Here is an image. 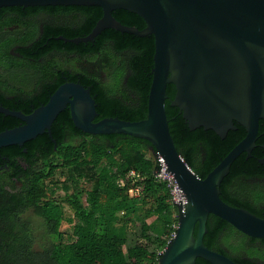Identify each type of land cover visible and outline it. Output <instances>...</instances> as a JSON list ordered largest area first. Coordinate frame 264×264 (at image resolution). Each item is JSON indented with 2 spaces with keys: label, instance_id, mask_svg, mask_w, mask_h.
<instances>
[{
  "label": "trees",
  "instance_id": "1",
  "mask_svg": "<svg viewBox=\"0 0 264 264\" xmlns=\"http://www.w3.org/2000/svg\"><path fill=\"white\" fill-rule=\"evenodd\" d=\"M75 12L83 14L82 18L42 24L36 18L41 13ZM112 15L124 25L145 26L139 15L127 10H113ZM101 16L99 6L0 8V104L27 114L45 103L60 84L74 81L90 89L98 114L95 121L109 116L129 121L145 118L153 66L152 35L135 36L106 28L93 41L73 43L58 38L87 35ZM58 54L65 58L59 60L55 57ZM74 60L88 62L92 69L77 67ZM174 94V85L167 84L165 111L171 137L190 168L204 178L244 137L245 129L235 123L236 129L224 138L203 127L191 130L179 109L170 103ZM263 121H259L251 156L240 154L221 182L224 201L226 184L264 177V164L258 161L264 154ZM21 123L0 113V131ZM150 146L147 140L125 134L84 133L73 125L65 109L52 123L51 136L43 133L22 146L1 147L0 180L28 183L24 185L26 198L43 190L44 181L62 182L64 189L72 190L67 197L78 219L67 236H38L49 241L38 250L31 248L34 237L12 238L7 250L0 251V263L158 264L160 252L175 232L177 210L167 182L156 178L157 152ZM130 170L140 177L129 176ZM81 182L89 183V189ZM133 189L134 195L130 192ZM83 195L87 203L82 202ZM249 209L264 218V214ZM55 216L56 211H52ZM150 217L154 219L148 222ZM52 224L60 221L54 219ZM206 226L203 243L208 248L229 256L222 245L240 234L237 243L229 245L238 251L230 258L240 264H264V247L256 244H264V238L250 237L213 214H209ZM243 253L248 257H242ZM194 264L211 263L198 257Z\"/></svg>",
  "mask_w": 264,
  "mask_h": 264
},
{
  "label": "water",
  "instance_id": "2",
  "mask_svg": "<svg viewBox=\"0 0 264 264\" xmlns=\"http://www.w3.org/2000/svg\"><path fill=\"white\" fill-rule=\"evenodd\" d=\"M71 5L99 6L102 16L85 36L58 37L66 42L93 41L106 28L154 37L147 114L137 121L114 116L95 121L98 114L90 89L65 81L27 114L0 104V113L22 122L0 131V148L22 146L43 133L51 136L52 123L65 109L84 133L147 140L184 197V202H174L175 234L160 252L158 264H194L198 257L211 264H240L208 248L203 237L213 214L250 237L264 238L263 217L220 197L223 178L240 154L251 156L259 121L264 120V0H0V8ZM118 9L139 15L145 26L122 24L112 15ZM169 83L175 87L170 103L191 130L203 127L224 138L236 129L235 123L245 129L244 137L204 178L190 168L171 137L165 111ZM258 161L264 164V154Z\"/></svg>",
  "mask_w": 264,
  "mask_h": 264
},
{
  "label": "flooded vegetation",
  "instance_id": "3",
  "mask_svg": "<svg viewBox=\"0 0 264 264\" xmlns=\"http://www.w3.org/2000/svg\"><path fill=\"white\" fill-rule=\"evenodd\" d=\"M82 16L83 14L79 12L69 15L41 13L36 18L42 24L44 21H71L82 18ZM237 182L239 184H226L223 192L225 202L233 206L244 207L254 214L255 212L249 208L264 214V177H249ZM83 183L85 182H81L82 185ZM27 184L22 180H0V251L7 250L6 246L12 242V238L20 236L34 237L31 248L38 250L40 244L35 237L67 236L65 228L69 226L73 228L78 219L67 197V194L72 190L64 189L62 182L44 181L42 182L45 185L43 190L32 192L33 194L26 198L24 195L27 194V191L24 185ZM81 200L83 203H87L84 195ZM52 211H56L55 218L52 217ZM54 219L59 220L60 224H52ZM234 235V238L228 239L227 244L223 243L222 245L224 251L229 255L228 257H236L238 253L229 246L230 244L235 245L238 241L240 234ZM256 244L264 247L261 241H257ZM242 257H248V255L243 253ZM254 259L259 263L263 262L259 257H254Z\"/></svg>",
  "mask_w": 264,
  "mask_h": 264
},
{
  "label": "built area",
  "instance_id": "4",
  "mask_svg": "<svg viewBox=\"0 0 264 264\" xmlns=\"http://www.w3.org/2000/svg\"><path fill=\"white\" fill-rule=\"evenodd\" d=\"M157 161H158L159 167L155 170L156 178L159 180H164L167 182V184L170 188L171 195H172V200H173V202H177L176 201L177 194H182V193H181L180 189L178 188V186H177L175 180L173 179L172 175L166 171V166H165L162 158L158 154H157ZM128 175L140 177L139 174L136 173V171H134V170H130ZM135 191H136L135 189L130 190V192H133V193H135ZM174 234H175V232L172 233L169 240H171L173 238Z\"/></svg>",
  "mask_w": 264,
  "mask_h": 264
},
{
  "label": "rangeland",
  "instance_id": "5",
  "mask_svg": "<svg viewBox=\"0 0 264 264\" xmlns=\"http://www.w3.org/2000/svg\"><path fill=\"white\" fill-rule=\"evenodd\" d=\"M43 17V16H42ZM41 18V17H40ZM43 20V19H42ZM56 58H58L59 60H61V59H64L65 57L64 56H62V55H60V54H58V55H56L55 56ZM95 63V62H94ZM74 65L75 66H77V67H80L81 65L82 66H85V67H88V68H90V69H92V65L90 64V63H88V62H84V63H81V62H79L78 60H74ZM95 66V65H94ZM97 68V67H96ZM0 71H1V68H0ZM104 75V74H103ZM6 76H7V74H6ZM5 76V77H6ZM7 78V77H6ZM3 81V80H2ZM8 81H9V83H14V81H12L11 79H8ZM83 185L85 186V188H87V189H89V187H90V184L89 183H87V182H85V183H83ZM134 192V191H133ZM133 192H131L133 195H134V193ZM135 193H136V191H135ZM119 214H122V212L121 213H119ZM154 219V217H150V218H148L147 219V221L149 222V221H151V220H153ZM70 228H71V226H69V227H66L65 229H67V234H68V232H69V230H70ZM38 243L40 244H38L39 246V248L42 246V245H46V243H49V241H47V240H44V239H40V237H38Z\"/></svg>",
  "mask_w": 264,
  "mask_h": 264
},
{
  "label": "bare ground",
  "instance_id": "6",
  "mask_svg": "<svg viewBox=\"0 0 264 264\" xmlns=\"http://www.w3.org/2000/svg\"><path fill=\"white\" fill-rule=\"evenodd\" d=\"M176 201L177 202H184V197L182 196V194H177Z\"/></svg>",
  "mask_w": 264,
  "mask_h": 264
}]
</instances>
